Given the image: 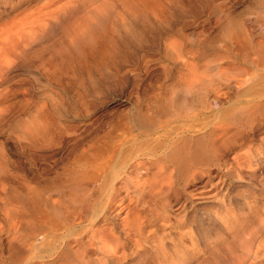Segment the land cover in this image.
Masks as SVG:
<instances>
[{
    "label": "bare ground",
    "instance_id": "1",
    "mask_svg": "<svg viewBox=\"0 0 264 264\" xmlns=\"http://www.w3.org/2000/svg\"><path fill=\"white\" fill-rule=\"evenodd\" d=\"M0 1L14 12L0 25V124L22 117L37 136L32 113L51 90L70 86L76 70L95 81L129 74L135 91L147 54L179 73L107 131L80 135L76 168H63L69 177L57 197L26 193L11 216L1 205L0 264H264L255 244L264 239V181L256 183L264 162L262 14L250 20L256 30L233 19L238 28L224 36L234 25L227 14L222 24L228 0ZM209 20L229 29L205 35L207 45L189 42L184 29ZM20 74L27 88L12 86ZM20 161L14 176L0 178L2 193L29 185L31 164ZM203 204L212 206L200 211Z\"/></svg>",
    "mask_w": 264,
    "mask_h": 264
},
{
    "label": "rangeland",
    "instance_id": "2",
    "mask_svg": "<svg viewBox=\"0 0 264 264\" xmlns=\"http://www.w3.org/2000/svg\"><path fill=\"white\" fill-rule=\"evenodd\" d=\"M1 4L2 3H0V25L3 23L2 21H4L5 19L8 20L9 17L14 13L12 11H9L10 10L9 5L3 6ZM12 4H15V3H12ZM263 4H264V0H228L225 4H222L224 6L221 7V9H223L222 12H224V13H220V15L223 14L222 15L223 26H224V22L226 23L228 22V19H230L228 22L230 26L231 24H234L235 21L239 20V22L243 26L245 25L246 28H251L253 30H256L257 26L252 24L250 20L256 17L254 15H257V14H258L257 17L264 16L263 14L264 5ZM226 14L228 15V17ZM261 14L263 16H261ZM224 16L228 18L227 20L225 19V21L223 18ZM199 19L200 18H198V21ZM233 19H234V22L232 21ZM231 21L233 23H230ZM209 22L210 23H207V24L205 23L204 25L202 23L203 26L200 24H196V25L194 24V25L187 26L186 27L187 29L185 28L183 32L185 34V37L188 39V41L190 42L191 41L190 39L193 40L196 38L197 40L196 39L195 40L198 42V38H199V40H201L200 43H202L201 45H204L203 41H205V39L203 40V38L205 37V35L207 37L209 36L208 40H211V39L214 40V38L217 39L219 38V34L220 33L222 34L221 32L222 28L224 29L228 25L227 24L225 27H221L219 30L218 28L222 26L221 24L217 25L218 27L215 28L216 24L214 26L212 20H209ZM237 24H239L238 21H237ZM237 24L232 25L230 29L228 27L227 29L229 30L225 28L228 32L222 30L223 32H225L223 35L227 36L226 34H228L229 32H232V29H233L232 27ZM241 24L237 26L239 27ZM203 27H204V32H205L203 34L204 36H202V34L199 32ZM238 27L235 26L234 28L237 29ZM217 31L218 32L220 31L219 33H217L218 36L216 34ZM223 35L222 36L220 35V37H224ZM208 40L206 41L210 43ZM206 41H205V45H207ZM147 56L150 58V62L148 63L147 68L141 71V73H139L138 75L139 78H137V80H139V82H141L140 84L142 85L136 91L133 88V79H132L133 77H131V75L129 76V74L124 75L123 77H120V78L115 77L114 79H111V80L105 79L106 81L104 80V78L103 79L98 78V80L95 78L96 79L95 81L94 78L88 79L87 78L88 76L84 72H81L79 70L74 71L76 77L73 75L74 77L73 76L72 77L74 79L69 78L72 85L70 83V86H67L68 88L66 87L64 91L58 90V89L53 91L51 90L53 89V87H50L51 88L50 93L52 95L53 100L50 99L49 100L50 102L47 101L46 104H43L44 108L42 105V109L40 108L38 110L36 109V112L34 111L36 114L32 113L33 116L30 117L34 119V120L33 119L30 120V122L33 121L31 122L32 124L29 122L28 124H31V125L30 126L26 125V126H29V128L32 127L31 130L33 131H35V129L38 128L39 130L36 129L35 131L36 133L39 132L37 136L35 133L33 134V132L27 134L26 132L27 130L24 125L27 122L24 123L25 119L23 120L21 116H19L21 117V120L20 118L18 120L17 119L18 117L16 118V116H8L1 122L0 124V178L8 177L9 175L14 176L15 175L14 171H16L17 169L16 167H17V163L19 159L21 160L20 163L23 165H24V162L28 163V161L31 164L29 165L30 171H29L28 178H27V185L29 184L30 187L29 185L28 186L25 185L26 187H29L28 189H26V187L23 184L22 185L20 184L21 187L22 186L24 187V188L23 187L21 188L19 184L14 182L15 180L13 181V183L14 184L16 183L17 186L15 184L14 189L19 187L18 190L19 191L21 190L20 192L16 191V193H14L15 191H13L11 188L9 189L8 187L7 193L5 192L2 193L0 189V196H4V198L2 197L3 199H1L0 197V207L2 209V207L4 206H1V205H3V203L7 204V209L8 208L9 209L8 210H6V208H3V209L8 211L7 212L8 216H11L10 213H13V212L17 213V211L20 210L18 208H20V206L23 207V205L27 203L26 193L27 194L29 192L36 193L37 191V193L41 192V194L42 193L47 194L50 192L49 194L51 196L54 195L52 196L54 198V197H57L58 195L57 193L63 192L62 185L65 181L63 179L64 177H66V175L67 176L69 175L68 172H65L64 170L67 169L68 164H69L68 169L69 167L70 168L72 167L73 169L76 168L77 164L75 163L77 162L75 159H77V161L79 159L77 157H79L78 155H79L80 150L78 151V148L80 146L79 144L81 142L80 140L81 136H86L90 138V136L92 137L94 135V131L98 130L97 128H99V130L102 129V130L107 131V129H109L111 125H113L112 124L113 119H116V118L120 119V117L121 119H123L125 118L126 115L133 112V106L136 103V100L138 98H141L144 96L145 98H153L158 92L157 86L159 85V83L160 85L163 83L165 84L167 83L169 85V84H173L174 81H176L179 78L178 77L179 73L177 72V70H175L174 68L168 69L169 64L166 62V60H162L163 58L159 56L157 57V55L155 56L152 54H147ZM165 66L167 68V71L165 69ZM81 77L83 78V81H81L82 80ZM16 78L18 79L17 81L18 84L16 83L15 85L12 84L13 87L20 88V89H23L24 87L25 88L28 87L27 84L29 83V80L27 77H25V75L20 74V75H17ZM72 80L74 81V83L76 80V83L74 84ZM79 80L80 82H83V83H80ZM91 80H92V83H91ZM93 80L95 81L94 83H93ZM77 81L79 82V84L77 83ZM38 98L39 97L33 99V103L34 101H36L34 105H37L39 101H41V97L39 99ZM96 120L97 121L101 120L98 123L99 124L98 127L95 126ZM93 123L95 125H93ZM42 126H44V128ZM92 126L95 129H93ZM39 127H42V128H39ZM42 130L44 131L43 134H41ZM21 134L23 135V137L21 136ZM26 134L28 135V137H26L27 136ZM29 135L32 137L33 135H35V137H33L34 139H32ZM263 137H264V133L262 132L257 133V140H258L257 142L259 143L260 142L259 139ZM27 138L28 139L30 138L32 140L30 139L28 140ZM19 139H22V141ZM26 140L28 141V143ZM257 142L255 143L258 144ZM18 144H22L23 146L27 145V147L26 146L24 147L26 149L25 153L22 152L20 154L18 152ZM231 157L232 156L230 155L229 158ZM72 158L74 161L72 160ZM69 160H71L72 162L71 161L69 162ZM64 167H66V169H63ZM259 171L262 174V177L256 180L257 186L259 185L260 181L262 182L264 181L262 180V178H264V162H261L260 170L258 168L257 173H259ZM203 181L204 179L201 180V182L198 183L196 187H201V184L204 183ZM212 181L217 182L215 178H213ZM234 185L239 186L236 188L237 190H240L239 188L241 187L239 183H235ZM57 187L61 189H58ZM196 187L191 188V190ZM260 187L261 186L259 185L258 188ZM50 189L52 190L50 191ZM207 189H209V187H207ZM211 206L212 204H203L198 207L202 209L200 211H203V210L208 209V207H211ZM21 211L23 212V210ZM189 213H190V216L193 214L191 210H189ZM2 217H3L2 211H0V224H1L0 227L2 226V222H3ZM4 239H5V235L3 236V244H5L6 242ZM257 241L258 239L255 240V244L258 249L257 252H259L257 253L259 255V256L257 255V257H259V259L262 257L261 259H263L264 258V239L263 241H258V242ZM259 242H260V245H259ZM262 242L263 244L261 245ZM251 248H254L253 245ZM4 253H5V256L7 257L8 252L5 250ZM131 260H129L127 264H137L138 262L137 257H134Z\"/></svg>",
    "mask_w": 264,
    "mask_h": 264
}]
</instances>
